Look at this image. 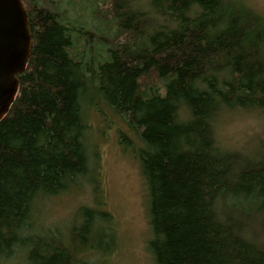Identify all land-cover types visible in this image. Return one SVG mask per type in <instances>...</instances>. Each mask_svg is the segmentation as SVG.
<instances>
[{
  "label": "trees",
  "instance_id": "trees-1",
  "mask_svg": "<svg viewBox=\"0 0 264 264\" xmlns=\"http://www.w3.org/2000/svg\"><path fill=\"white\" fill-rule=\"evenodd\" d=\"M22 1L33 47L16 99L0 121V261L22 253L26 264H91V252L113 248L111 214L94 207H81L80 222L66 234L57 227L34 232L37 202L76 187L89 172L85 102L100 99L141 143L147 248L155 264H264V249L207 214L203 188L217 177L194 138L199 122L186 128L172 118L182 100L195 113L207 111L217 81L205 61L216 53L240 73L228 85L236 99L264 103V57L256 48L264 32L242 27L226 0H198L203 11L192 17L185 12L196 0H152L181 27L145 39V21L130 10V0H111L120 41L79 52L73 32L87 40L86 26L68 22L56 6ZM238 187L264 192V167L245 170Z\"/></svg>",
  "mask_w": 264,
  "mask_h": 264
},
{
  "label": "rangeland",
  "instance_id": "rangeland-1",
  "mask_svg": "<svg viewBox=\"0 0 264 264\" xmlns=\"http://www.w3.org/2000/svg\"><path fill=\"white\" fill-rule=\"evenodd\" d=\"M38 1L40 5L47 3L59 8L68 22L86 26L87 40L82 32L76 29L73 32L79 52L86 46L94 50L102 43L115 46L120 41L121 35L116 37L117 27L110 13L111 0ZM85 108L90 126L89 172L76 187L37 202L38 226L34 232L38 228L57 227L66 234L73 224L80 222L81 207H94L111 214L109 229L114 233V242L108 253L91 252V264H155L147 248L151 237L149 193L137 156L141 145L138 136L104 100L98 99L92 105L85 102ZM95 234L93 240H97ZM0 264L26 263L24 254L17 253Z\"/></svg>",
  "mask_w": 264,
  "mask_h": 264
},
{
  "label": "clouds",
  "instance_id": "clouds-1",
  "mask_svg": "<svg viewBox=\"0 0 264 264\" xmlns=\"http://www.w3.org/2000/svg\"><path fill=\"white\" fill-rule=\"evenodd\" d=\"M230 12L239 18L247 31L264 32V0H226ZM130 10L145 21L144 38L156 31L179 30L181 21L156 7L152 0H130ZM203 8L196 0L185 15L192 17ZM258 54L264 57V41H257ZM210 76L217 81V91L207 111L195 113L182 100L172 113L174 123L191 127L199 122L194 138L197 145L213 161L217 179L203 188L205 210L213 222L231 226L240 240L257 249H264V192L259 187L251 191L238 187L240 176L253 167H264V103H241L228 87L240 73L216 53L206 61Z\"/></svg>",
  "mask_w": 264,
  "mask_h": 264
},
{
  "label": "water",
  "instance_id": "water-1",
  "mask_svg": "<svg viewBox=\"0 0 264 264\" xmlns=\"http://www.w3.org/2000/svg\"><path fill=\"white\" fill-rule=\"evenodd\" d=\"M33 47L30 17L22 0H0V121L19 91L18 76L30 61Z\"/></svg>",
  "mask_w": 264,
  "mask_h": 264
}]
</instances>
